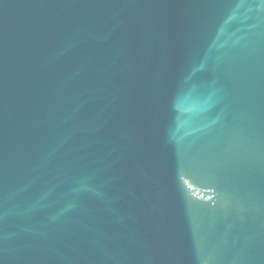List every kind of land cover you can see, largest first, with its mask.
Returning <instances> with one entry per match:
<instances>
[{"label":"water","instance_id":"95a60500","mask_svg":"<svg viewBox=\"0 0 264 264\" xmlns=\"http://www.w3.org/2000/svg\"><path fill=\"white\" fill-rule=\"evenodd\" d=\"M0 264H264V0H0Z\"/></svg>","mask_w":264,"mask_h":264}]
</instances>
